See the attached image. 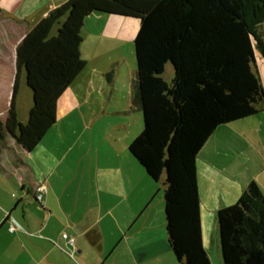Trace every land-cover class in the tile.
<instances>
[{
	"label": "trees",
	"instance_id": "trees-1",
	"mask_svg": "<svg viewBox=\"0 0 264 264\" xmlns=\"http://www.w3.org/2000/svg\"><path fill=\"white\" fill-rule=\"evenodd\" d=\"M96 14L139 21L134 96L144 127L129 153L152 180L164 178L168 244L179 263L212 264L203 244L197 159L219 127L264 111L253 65L256 48L264 57V0L66 1L18 45L14 96L0 139L8 132L33 151L56 124L59 101L87 66L83 31ZM168 63L171 83L163 77ZM22 72L33 92L26 123L15 102ZM217 220L223 264H264V193L256 181L220 209Z\"/></svg>",
	"mask_w": 264,
	"mask_h": 264
},
{
	"label": "crops",
	"instance_id": "crops-1",
	"mask_svg": "<svg viewBox=\"0 0 264 264\" xmlns=\"http://www.w3.org/2000/svg\"><path fill=\"white\" fill-rule=\"evenodd\" d=\"M66 1L0 0L1 122H6L13 101L18 45L42 17ZM92 21H98L100 26L93 48L86 56L82 52L86 44L83 41L81 56L87 66L67 90L75 94L94 90L98 88L97 83L104 86V74L115 61L123 60L125 48L134 45L139 28L136 22V30L126 33V24L135 23L130 22L133 21L130 18L96 14L87 19L83 37L92 34ZM131 72L127 79L128 105L136 98L137 70ZM23 79L27 86L25 72L20 75L15 99L17 112ZM224 127L213 133L197 159L203 244L212 264H223L218 211L235 204L251 182L250 177H246L248 183L237 178L219 158L204 156L212 138ZM5 136L0 140V166L5 168L10 179H15L23 196L8 215L6 211L11 205L9 209L5 207L0 228L8 222L7 231L13 237L10 248L0 254V264H180L168 244L167 234L159 236L153 229L155 223L162 224V221L166 227L164 184L159 197L156 195L154 198L150 177L131 155V162L126 165L128 170L120 166L116 174L110 172L112 174H104L102 178L97 175L95 185L92 173H88L92 183L89 189L83 190L80 184L75 188H58L52 186L49 179L41 178L35 167L30 165L27 157L31 151L23 149L8 132ZM8 136L11 140L7 139ZM12 141L14 144L11 145ZM13 145H17L19 150L13 149ZM20 172L23 176L16 178ZM161 182L164 183V178ZM40 186L44 191L38 190ZM161 206L164 213H160ZM12 226L14 231H10ZM63 234L75 238L74 248ZM108 243L111 244L109 247ZM90 248L95 252L94 260L89 255ZM77 256L80 261L76 260Z\"/></svg>",
	"mask_w": 264,
	"mask_h": 264
},
{
	"label": "rangeland",
	"instance_id": "rangeland-1",
	"mask_svg": "<svg viewBox=\"0 0 264 264\" xmlns=\"http://www.w3.org/2000/svg\"><path fill=\"white\" fill-rule=\"evenodd\" d=\"M104 16L109 15L104 14ZM130 20L135 23L126 24L124 27L126 33L132 29L136 30V24L139 22L137 19ZM92 22L90 27L92 34L89 37L86 36L87 41L84 36L86 44L82 52L85 56L93 48L100 26L98 21ZM261 30L264 35V24ZM129 47L125 48L126 56L123 60L115 61L112 67H109V71L104 74L103 87L97 83L98 88L94 90L79 91L78 94L70 90L63 95L57 105L59 113L56 124L45 135L39 146L28 154L27 159L30 165L35 167L41 178L43 176L49 179L52 186L75 188L80 184L83 190L89 189L92 186L88 176L90 172L95 185V180L98 181L97 175L102 178L104 174H116L120 166L128 170L126 165L130 161L129 146L144 127L140 106L133 105L134 100L128 105L127 79L132 70H137L135 45L130 44ZM253 65L264 87V57L258 48L255 49ZM108 74L111 76L109 77ZM163 77L171 83L174 77L172 63L167 64ZM31 104H33V92L28 85H25L23 79L18 98V118L23 123L28 120ZM212 139L204 156L219 158L224 165L229 166V170L231 169L237 178L246 183H248L246 177H250L251 181L258 183L264 193V111L225 125ZM12 144H14L13 141ZM12 147L19 150L17 145ZM22 176L20 172L16 178ZM150 180L153 196L155 198L157 195L158 198L163 183L151 178ZM22 196L21 187L16 184L15 179H10L6 175L5 168L0 166V226L4 220L5 207L8 206L9 209L11 205L10 210L6 211L8 215L18 205ZM162 211L161 206L160 213ZM20 212L21 208H19ZM7 225L8 222L0 228V254H3V251L10 248L12 244L13 236L8 234ZM153 229L159 236L165 237L167 234L163 221L162 224L155 223ZM109 239L111 240L110 236ZM110 245L108 243V247ZM67 251L72 253L68 249ZM88 252L94 260V250L90 248ZM76 260L80 261L78 256Z\"/></svg>",
	"mask_w": 264,
	"mask_h": 264
},
{
	"label": "built area",
	"instance_id": "built-area-1",
	"mask_svg": "<svg viewBox=\"0 0 264 264\" xmlns=\"http://www.w3.org/2000/svg\"><path fill=\"white\" fill-rule=\"evenodd\" d=\"M38 190L41 191V192L44 191L43 186H40L38 188ZM14 229H15L14 226H12L11 229H10V231H14ZM63 238L66 239V240H68L69 244L71 246H73V248H74V245H75V239L74 238H71L68 234H63Z\"/></svg>",
	"mask_w": 264,
	"mask_h": 264
},
{
	"label": "water",
	"instance_id": "water-1",
	"mask_svg": "<svg viewBox=\"0 0 264 264\" xmlns=\"http://www.w3.org/2000/svg\"><path fill=\"white\" fill-rule=\"evenodd\" d=\"M134 104L139 105L141 107V101H139V99L137 97L134 100Z\"/></svg>",
	"mask_w": 264,
	"mask_h": 264
}]
</instances>
